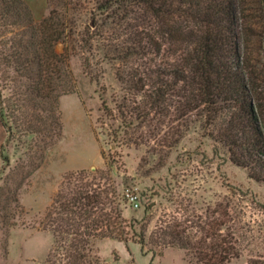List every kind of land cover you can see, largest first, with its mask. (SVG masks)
Returning a JSON list of instances; mask_svg holds the SVG:
<instances>
[{"label": "trees", "instance_id": "obj_1", "mask_svg": "<svg viewBox=\"0 0 264 264\" xmlns=\"http://www.w3.org/2000/svg\"><path fill=\"white\" fill-rule=\"evenodd\" d=\"M254 2L256 6L248 8L245 0H100L101 15L110 18L113 9L131 5L137 18L148 19L147 26L135 31L139 38L127 46L116 72L125 93L115 106L101 95L105 114L120 121L115 141L141 145L143 129L152 132L154 119L161 126L173 108L181 117L205 113L202 125L207 128L223 117L217 137L231 160L264 181V84L254 61L264 62L250 49L252 26L246 25L252 9L264 20V0ZM62 3V9L53 7L36 20L26 0H0V120L7 132L1 156L7 163L6 147L16 143L34 152L35 147L45 148L59 138L61 97L78 91L70 67L72 43L77 40L69 18L71 0ZM87 36L78 40L80 47L92 49L94 38ZM59 43L64 45L62 51ZM171 48L174 60L167 56ZM85 58L90 66L91 56ZM126 199L109 169L92 175L85 170L67 173L46 212L45 226L57 237L49 261L97 264L96 244L103 238L135 239L146 250V224L124 216ZM215 212L231 218L227 208H215L211 220L194 224L199 237L180 220L164 222L149 242L193 250L202 264H225L241 254V245L233 233L224 232V218L215 217ZM135 221L143 227L139 234L133 229ZM130 228L134 237L129 236Z\"/></svg>", "mask_w": 264, "mask_h": 264}, {"label": "rangeland", "instance_id": "obj_2", "mask_svg": "<svg viewBox=\"0 0 264 264\" xmlns=\"http://www.w3.org/2000/svg\"><path fill=\"white\" fill-rule=\"evenodd\" d=\"M26 2L36 20L47 16L53 7H63L62 0ZM99 3L71 0L69 18L77 40L72 43L70 67L78 91L61 97L63 128L59 138L45 148L35 147L34 152L16 143L6 147L3 154L10 156L7 163L1 156L7 136L4 128L0 146V264H60L55 259L49 261L57 237L45 226L46 212L67 173L85 170L92 175L105 169L110 170L121 196L127 197L124 216L146 224L148 243L143 250L135 239H100L96 244L97 264H202L193 250L160 246L149 239L158 226L173 220L191 226L199 237L201 232L194 224L211 220L215 208L229 210L231 218L219 212L215 217L224 218V232L233 233L241 245V254L225 264L264 260V181L251 177L249 168L231 160L227 146L217 137L223 117L207 128L202 125L205 113L194 111L181 117L173 108L161 126L152 118V132L148 127L143 129L141 145L115 141L113 134L120 121L105 114L101 95L115 106L125 93L116 72L123 65L127 46L139 38L135 31L148 23L147 18H137L131 5L113 9L110 18L101 15ZM245 4L248 8L256 6L254 0H245ZM249 15V46L264 62V20L258 10H250ZM92 20L94 25L88 28ZM87 35L94 38L92 49L80 47L78 40ZM63 47V43L57 45L60 51ZM173 52V48L167 49L169 59H175ZM86 55L91 56L90 66L84 63ZM254 62L264 84V63ZM131 195L139 202L138 207ZM133 229L139 234L143 227L135 221ZM133 229L130 237H134Z\"/></svg>", "mask_w": 264, "mask_h": 264}, {"label": "crops", "instance_id": "obj_3", "mask_svg": "<svg viewBox=\"0 0 264 264\" xmlns=\"http://www.w3.org/2000/svg\"><path fill=\"white\" fill-rule=\"evenodd\" d=\"M4 138H5V130H4V127L0 121V146H1L2 142L4 141ZM0 167H1V158H0Z\"/></svg>", "mask_w": 264, "mask_h": 264}, {"label": "built area", "instance_id": "obj_4", "mask_svg": "<svg viewBox=\"0 0 264 264\" xmlns=\"http://www.w3.org/2000/svg\"><path fill=\"white\" fill-rule=\"evenodd\" d=\"M130 197H131V200H132V202L134 203V205H135L136 207H138L139 202L136 200V198H135L133 195H131Z\"/></svg>", "mask_w": 264, "mask_h": 264}, {"label": "water", "instance_id": "obj_5", "mask_svg": "<svg viewBox=\"0 0 264 264\" xmlns=\"http://www.w3.org/2000/svg\"><path fill=\"white\" fill-rule=\"evenodd\" d=\"M93 169L95 168V166L92 167Z\"/></svg>", "mask_w": 264, "mask_h": 264}]
</instances>
